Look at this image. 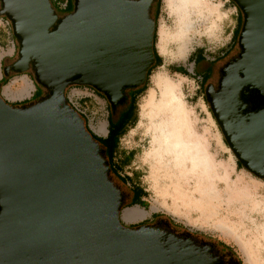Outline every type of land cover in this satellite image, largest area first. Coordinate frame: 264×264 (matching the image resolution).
<instances>
[{
    "label": "water",
    "instance_id": "1",
    "mask_svg": "<svg viewBox=\"0 0 264 264\" xmlns=\"http://www.w3.org/2000/svg\"><path fill=\"white\" fill-rule=\"evenodd\" d=\"M241 13L238 52L205 100L239 163L264 180V0H230ZM157 0H0L17 44L3 68L30 72L42 97L6 101L0 83V264H240L169 221L125 227V196L85 120L66 97L88 86L111 109L142 86L155 62Z\"/></svg>",
    "mask_w": 264,
    "mask_h": 264
},
{
    "label": "rangeland",
    "instance_id": "2",
    "mask_svg": "<svg viewBox=\"0 0 264 264\" xmlns=\"http://www.w3.org/2000/svg\"><path fill=\"white\" fill-rule=\"evenodd\" d=\"M60 1L67 0H50L58 13L63 11ZM176 2L179 8L175 6L173 10L176 11H172L164 0H160L154 46L161 62L151 71L146 89L135 95L136 120L133 125L125 126V132L120 135L111 159L113 166L120 165L118 169L111 171V176L125 196V204L121 210L122 225L132 227L152 224L158 220L169 221L170 226L177 232L188 231L199 240L214 242L218 252L226 254V260L229 259L227 254L230 253L218 245V241L229 246L235 254L230 255L240 260L241 264H264V180L257 178L243 166L236 167L237 159L226 144L204 96L206 85L217 84L221 66L238 52L237 38L235 39L239 22L238 10L230 0ZM72 6L73 0L67 12L71 11ZM176 16L188 24L182 34L186 44L179 46L180 37L173 36L166 51H163L160 48L161 26L176 35L178 26L186 24L180 23ZM2 18L7 21L5 17ZM226 48L228 50L225 52ZM197 50H202L205 58L213 62L202 72L204 79L197 73V69H204L207 64L203 63L197 67L194 61L189 59L196 58ZM5 64L1 69V84L6 79L8 81L5 85L11 80L25 77L32 85L30 93L33 89L36 90L32 97H29V94L17 99L4 97L8 103L21 105L43 96L44 89L34 82L29 71L24 74L9 72L6 77L3 75ZM175 66L185 67L188 75L172 72L171 68ZM158 74L164 75L175 85L173 92L166 94L164 89H161L162 86L156 85ZM152 90L155 91L153 96L150 95ZM130 91L125 90L126 100L113 110L102 94L98 95L100 93L88 86H70L66 90V97L78 109L89 131L105 137L108 117L112 120L118 117L119 111L128 102L127 95ZM172 95L176 98L174 104L177 103V106L171 103ZM100 123H105L104 133L95 131ZM164 136L171 141L172 150L169 148L168 152H165L162 162L168 160L170 164L165 163L164 168H160L156 174H151V166L155 165V160L147 154L154 145L162 142ZM175 143L182 147L183 155L177 153ZM101 146L105 149L106 156L110 157L111 147ZM175 160L183 162L181 164L185 171H181L180 166L178 169ZM183 174H186L190 188L182 186ZM123 176L126 177L121 179ZM133 184H138L145 190L143 202L147 215L144 219H140L143 215L141 216L138 210L141 209L145 213L144 209L135 205L127 206L138 200L135 198V191L131 190ZM189 191L197 194L198 197L195 196L199 198L198 203L191 202L187 193ZM208 191L226 198L221 210L216 207L214 213L210 211V207L215 205L210 204L212 195L208 194ZM257 201L260 205L254 204ZM131 209H135L136 216L128 215ZM151 213L153 215L150 217Z\"/></svg>",
    "mask_w": 264,
    "mask_h": 264
},
{
    "label": "trees",
    "instance_id": "3",
    "mask_svg": "<svg viewBox=\"0 0 264 264\" xmlns=\"http://www.w3.org/2000/svg\"><path fill=\"white\" fill-rule=\"evenodd\" d=\"M159 4H160V0H157V2L154 4V10H153V16L155 18V34H154V44H155V39H156V20H157V15H158V9H159ZM235 5V4H234ZM237 8V7H236ZM238 10V8H237ZM241 13L238 10V26L236 28V34H235V39L237 38V34L239 33L240 30V26H241ZM202 50H197V56L196 58H189L191 61H194V65L199 67L201 64L206 63L207 66L204 69H197V73L199 75H201V78L204 79L202 72L206 71L207 67L212 64L213 62H209L208 60L205 59V57H203V53L201 52ZM154 55H155V62L153 65H151L147 71V78H146V82L138 87V88H134V89H129L131 90L130 93L127 95L128 98V102L127 104L119 111L118 117L115 120H112V118L109 116L107 121H108V125H107V134L105 137H100L95 135L94 133L91 132L92 136L99 141V143L103 146H107V147H111V151L112 153L110 154V157L107 156L110 167H111V171L113 172L114 170L118 169V167L120 166L119 164L117 165H112L111 159H112V155L116 149L117 143H118V139L120 137V135L124 134L125 132V126L126 125H133L135 120H136V116H135V95L141 93L142 91H144L146 89V84H147V80L148 77L151 73V71L160 65L161 62V57L157 54L155 46H154ZM172 72H176V73H180L182 75H188V72L186 70L185 67L183 66H175L171 68ZM7 79L5 82H3L1 85H5L7 83ZM98 94V93H97ZM101 95V94H98ZM236 164L237 167L242 168V165L239 163L238 160H236ZM123 178L121 179H124ZM129 177V176H128ZM127 177V179H128ZM140 191L136 192L135 191V198H138L137 201L128 204L127 206H133V205H140L142 207H144V202L142 200H140V196H139ZM132 199V197H131ZM218 245H220L225 251H228L230 254L235 255L230 249L229 246L225 245L223 242H217ZM240 264L241 261L239 260Z\"/></svg>",
    "mask_w": 264,
    "mask_h": 264
},
{
    "label": "bare ground",
    "instance_id": "4",
    "mask_svg": "<svg viewBox=\"0 0 264 264\" xmlns=\"http://www.w3.org/2000/svg\"><path fill=\"white\" fill-rule=\"evenodd\" d=\"M165 1V4L167 5V7H169L172 11H176V9L175 10H173L174 9V7L176 6V4H177V2H176V0H164ZM176 8L178 9L179 7L178 6H176ZM166 9V8H165ZM177 11H179V10H177ZM181 12V11H180ZM181 14H179V16H180ZM182 16V15H181ZM176 18H177V20H179V22L180 23H186V21L185 20H180V18L179 17H177L176 16ZM177 23H178V21H177ZM178 25H179V23H178ZM177 25V26H178ZM188 27V24L186 23L184 26H182L181 24L178 26V31H176V35H174V34H172V32L171 31H169L168 29H165L164 27H162L161 26V28H160V48L163 50V51H166V48H167V44H168V42H169V40H171V38L173 37V36H175L176 38L177 37H180V39H179V41H180V43H179V46H185V44H186V42L185 41H183V33H184V30H185V28H187ZM155 83H156V85L157 86H159V87H161V89H164V93H166V94H168V93H171V91H172V89H174L175 88V85L173 84V83H171L170 81H168L165 77H164V75H162V74H158L157 75V77H156V81H155ZM153 92H155L154 90H152L151 92H150V95L151 96H153ZM173 92V91H172ZM170 99L172 100V104H173V106H177V103H175L174 104V102L176 101V98H175V96L174 95H172L171 97H170ZM93 127V126H92ZM97 133H104L105 132V123H100L97 127H96V130H95ZM162 137V136H161ZM162 139V138H161ZM171 143V141H169L168 140V137L167 136H164L163 137V140H162V142H159V145H154L153 146V148H151V150L149 151V153L147 154V155H149V156H151V157H153L154 158V160H155V165H152L151 167V174H156V172L157 171H159V169L160 168H164L165 167V163H166V165H168V164H170L169 162H168V160H166L167 162H165V163H163L162 161H164V158H165V152H168V150H169V148H170V150H172L171 149V147H172V145L170 144ZM176 145H175V147H177L178 148V151H177V153L181 156V155H183L184 154V151L182 150V147L180 148V146H179V144L178 143H175ZM174 153V152H173ZM175 162V165L178 167V169H179V166H180V170L181 171H185V169L183 168V166H182V164L181 163H183L182 161H180V162H178V161H174ZM173 162V163H174ZM196 163H200V162H196ZM161 175H163V174H161ZM183 177H182V179H183V181H181V183H183L182 184V186L183 187H186V188H190L189 187V183H188V178H187V176H186V174H183L182 175ZM181 179V180H182ZM196 182V181H195ZM200 183H202V182H200ZM196 184H197V182H196ZM177 193H179L178 191H177ZM189 195H190V199L192 200L191 202H196V203H198L199 202V198H197L198 196H197V194H195V193H193V191H189V192H187ZM208 194H211L212 195V197H210L211 198V200L212 201H210V204L212 205V204H214L215 206H211L210 207V211L211 212H213L214 213V211H215V209H216V207H217V209L218 210H221L222 208V203L224 202V200L226 199V198H224V196H222V195H220V194H216L215 193V195H213V192H210V191H208ZM197 197H196V196ZM228 201H230V200H228ZM205 203H208V201H204ZM254 204L255 205H260V203L257 201L256 203L254 202ZM262 211H263V219H264V204L262 205ZM213 210V211H212ZM128 215L129 216H136L137 214H136V211H135V209H131V211H129L128 212ZM236 222H240V221H238V220H235ZM262 229L264 230V221H263V223H262Z\"/></svg>",
    "mask_w": 264,
    "mask_h": 264
},
{
    "label": "crops",
    "instance_id": "5",
    "mask_svg": "<svg viewBox=\"0 0 264 264\" xmlns=\"http://www.w3.org/2000/svg\"><path fill=\"white\" fill-rule=\"evenodd\" d=\"M65 2H69V1L68 0L67 1H60V7H62V6L64 7ZM5 21L6 20H4V18L0 17V80L2 79V74H1L2 70L1 69H2L3 64L7 63L5 65L8 66V64H10L8 62H11V60L13 61L15 59V56L17 53L16 41L12 35V31H11V28L9 26V23L7 21L6 22ZM227 50H228V48H226L225 52ZM202 56L205 57L204 54ZM205 59L207 60V58H205ZM31 88H32L31 83L25 77H23L21 79L11 80V82H9V84L3 85L1 88V91H2V95L4 97H6L7 99H17V98H22L28 94H29V97H32L33 94L36 92V90L33 89V91L30 93ZM197 98L199 99L200 96H198ZM105 131H106V128H105ZM236 167H237V164H236ZM131 190H134L136 192L140 191V193H139L140 200H142V201L145 200V198H144L146 195L145 190L143 188H141L138 184H133V186L131 187ZM135 206H138L139 208H142L146 211L145 207H142L140 205H135ZM138 210L141 212V216L143 215L140 219L146 218L147 211L144 213L143 210H141V209H138ZM152 215H153V213L150 214V217ZM242 253H243V251H242ZM244 256H245V254H244Z\"/></svg>",
    "mask_w": 264,
    "mask_h": 264
},
{
    "label": "flooded vegetation",
    "instance_id": "6",
    "mask_svg": "<svg viewBox=\"0 0 264 264\" xmlns=\"http://www.w3.org/2000/svg\"><path fill=\"white\" fill-rule=\"evenodd\" d=\"M68 1H69V2H65L64 7L62 8L63 11H61L60 13L57 12V14L61 15V14H65V13H67V9H68V6L70 5L71 0H68Z\"/></svg>",
    "mask_w": 264,
    "mask_h": 264
},
{
    "label": "built area",
    "instance_id": "7",
    "mask_svg": "<svg viewBox=\"0 0 264 264\" xmlns=\"http://www.w3.org/2000/svg\"><path fill=\"white\" fill-rule=\"evenodd\" d=\"M77 109V108H76ZM78 110V109H77Z\"/></svg>",
    "mask_w": 264,
    "mask_h": 264
}]
</instances>
